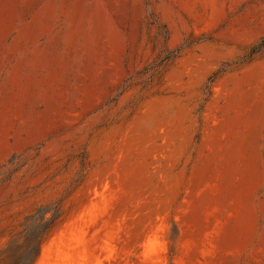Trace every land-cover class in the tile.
I'll return each mask as SVG.
<instances>
[{
	"label": "rangeland",
	"instance_id": "1",
	"mask_svg": "<svg viewBox=\"0 0 264 264\" xmlns=\"http://www.w3.org/2000/svg\"><path fill=\"white\" fill-rule=\"evenodd\" d=\"M0 264H264V0H0Z\"/></svg>",
	"mask_w": 264,
	"mask_h": 264
}]
</instances>
